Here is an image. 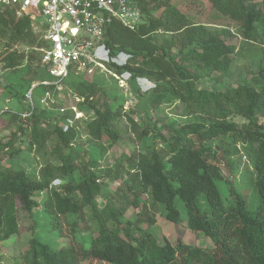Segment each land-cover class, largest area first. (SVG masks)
I'll return each instance as SVG.
<instances>
[{
    "label": "trees",
    "instance_id": "1",
    "mask_svg": "<svg viewBox=\"0 0 264 264\" xmlns=\"http://www.w3.org/2000/svg\"><path fill=\"white\" fill-rule=\"evenodd\" d=\"M207 1L216 18L227 17L237 23L244 41L255 42L264 30V0ZM135 2L142 22L135 30L117 20L107 25L102 40L107 50L104 64L117 75L152 83L144 94L152 117L137 122L123 110V101L110 103V96L94 81L84 78L74 83L82 99L76 105L85 114L80 122L92 139L116 141L113 125L126 117L138 143L137 150L126 158L125 189L117 193L120 205L106 198L98 206L97 196L105 191L103 179L122 177V168L94 169L104 149L96 143L90 152L84 150L86 158L78 162L74 149L79 138L77 120L72 126L61 123L73 117L71 110L51 121V113L40 106L27 117L20 116L21 110H0V116L17 123L11 138L0 141V152L5 151L7 160L31 151L43 156L52 152L57 160H45L36 171L27 173L15 163L3 168L0 156V242L17 234L23 220L29 222L31 231L21 256L23 264H80L87 259L106 264H264V122L259 121L264 117V62L257 67L252 83L217 91L197 89L195 81L203 73L226 71L231 64L239 47L225 39L230 30L193 22L171 0ZM157 29L160 32H155ZM0 31L6 38L0 51L3 68L19 69L24 60L30 68L31 53L13 48L17 43L41 46L29 18L17 17L10 7H0ZM120 54L125 55L121 63L114 60ZM28 88L22 93L13 88L19 102ZM172 101L181 103L184 118L175 127L172 120L165 122L169 134L164 137V126H157L163 121L159 107ZM236 116L243 121L233 120ZM226 138L242 145L250 163L253 197L228 178L236 162L231 156L240 160L241 155L237 149L232 152L219 146L218 140ZM157 139L161 145H156ZM56 179L63 181L54 183ZM140 203H149L150 209L160 211L164 220L173 223H180L183 216L187 227L201 232L211 244L159 241L148 229L154 222L152 213L144 211L148 214L143 219L146 227L139 226L138 215L125 216L129 205ZM17 207L23 212L21 217ZM38 218H43L47 230L58 234L62 220L71 226L73 235L89 232L80 236L76 247L69 243L52 248L35 232ZM79 220L84 221L82 229Z\"/></svg>",
    "mask_w": 264,
    "mask_h": 264
},
{
    "label": "rangeland",
    "instance_id": "2",
    "mask_svg": "<svg viewBox=\"0 0 264 264\" xmlns=\"http://www.w3.org/2000/svg\"><path fill=\"white\" fill-rule=\"evenodd\" d=\"M261 1V0H255ZM171 4L175 5L181 12H183L187 17H189L193 22H202L208 24L211 28L215 27H226L230 30L231 34H225V39L234 43L239 47L237 52H234L231 57V64L229 65L226 71H213L209 74H202L200 78L195 81V85L197 89H207V90H224L230 86L236 85L242 82L252 83L253 78L257 73V67L259 64L264 62V30L261 31V35L255 42H247L241 37L238 33V25L237 23L229 20L227 17L216 18V12L213 7L207 0H171ZM157 10L155 13H158ZM33 27L32 31L34 34L40 39V33L37 29ZM6 38L0 31V51L5 43ZM14 49L19 51H24V53L33 56V59L29 62L30 68L25 67V60L23 61V66L16 70H6L3 68L0 62V80L3 84V92L0 94V110L12 109L13 111L21 110L23 108V100L24 96L21 98L22 101H18V98L13 95V88L15 87V91L22 93L26 88H28V84H33L34 82H40L43 79H50V77L42 71L39 64V52L38 50L32 46H27L24 44H15L13 45ZM105 51L102 50L101 57L105 58ZM114 60L116 62H123L125 60V55L120 54L117 55ZM106 61V60H104ZM106 68V65L103 64ZM107 69V68H106ZM111 71L107 69V71L96 69L92 75H85L83 77V72L78 75L71 74L66 80V85L62 90L54 91L52 93V102H48L49 106L46 109L51 113L50 121L56 118H61L64 111L68 110V107L76 104V97L78 94L74 89V83L82 79H87L94 81L100 87V89L104 90L106 94L110 97H115L116 99L108 98L110 103L116 104L119 101L122 102V108L125 112H128L135 121H148L150 117L153 115V111L146 104L144 99V94L148 92L152 86V83L147 80L138 79L136 81L131 80L129 78H124L126 84L121 87L117 84V81L110 74ZM82 76V77H81ZM27 82V85L25 84ZM139 89V94L135 93ZM43 90L42 86H36L33 90V94L36 97L41 94ZM125 101H128L127 104ZM41 107V106H40ZM47 107V106H46ZM10 109V110H11ZM63 111H61V110ZM181 103L178 101H172L168 103H163L159 107L160 116L163 121L157 123V126L163 125L161 127V133H163L164 137H168L169 129L166 126L165 122L173 121L172 126H176L179 124L177 121L184 117L180 115L181 113ZM72 111V110H71ZM73 112V111H72ZM84 113V112H83ZM85 115V114H84ZM233 120L237 122L243 121L242 118L236 116ZM81 119H77V128L79 130V138L75 142V150L78 153V162L80 159L86 158L85 151L90 152L91 145L96 143L102 146V154L98 158L97 166L94 169H105L106 167H113L117 165L120 168V173L122 177L112 180L110 177H105L103 179L104 189L103 193L97 196V204L100 207L108 199H114L116 205H120L119 197L117 193H120V190L125 189L123 183H125V168L127 167V156L132 153V151H136L138 143H136L134 139V134L132 133V129L130 124L127 122L126 117H121L115 125H113L114 130L117 132V139L114 142H110L109 139L104 137L101 141H96L92 139L84 130L83 123L80 122ZM260 122H264V117H259ZM63 123V120L61 121ZM170 124V123H167ZM49 124H47L48 126ZM64 125V123H63ZM17 123H13V121H9L7 117L0 116V141H8L11 138V133L16 130ZM160 128V127H159ZM53 138V137H52ZM150 139V138H148ZM54 140V138H53ZM49 140L47 143L48 150L51 148ZM156 145H161L160 140H155ZM219 146L222 148H227L230 151H235L237 149L241 155L240 160H236V155L231 156V159H234L236 162L234 164L233 171L231 172L232 176L228 177L232 179L233 183L239 187V189L247 192L249 197H253V193H251V179L250 172L251 169L249 167V162L247 161L246 156L242 152V145L240 143H236L235 145L231 143L229 138L224 140H218ZM214 144V143H213ZM212 144V145H213ZM141 146V143L139 144ZM24 147H26L24 145ZM80 148V150L78 149ZM52 149V148H51ZM85 150V151H84ZM50 151V150H49ZM65 153V150L63 149ZM47 152L46 155L43 156L40 152H24L21 155H18L17 158L12 161L6 159L5 151L0 152L1 156V166L3 168L7 166H20L26 169L27 173H32L36 171L38 165L44 163L45 160L51 163H57V160L53 155ZM97 157V156H96ZM246 163H248V169ZM12 164V165H11ZM223 160L219 163L221 168L223 169ZM223 173L225 174V170L223 169ZM63 180L56 179L54 183H62ZM131 193H129V198H131ZM149 211L152 213L154 217V222L149 225L148 229L153 231L155 237L161 241L163 239H167L170 243L175 244L178 240H181L185 243H190L192 245H208L211 244L209 239L203 236L201 232L190 230L185 222V218L182 216V220L180 223H173L168 220H164L160 214V211H155L154 209H150L149 203L146 205L128 206L125 211L126 217H133L138 215L139 226L146 227L145 221L143 220L146 215L144 211ZM22 211L19 207H17V215L19 217L22 216ZM88 213V212H86ZM82 223L80 224L79 229L83 228L84 221L79 220ZM60 231L59 234L54 231L47 230V226L45 225L43 218H38L37 226L35 229L36 233H41L44 239L52 246L58 247L63 246L69 243H72L75 247L79 245L80 236L84 235V233L89 231L81 230L78 232V236L73 235L74 233L71 230V226L62 220L60 223ZM29 222L27 221H19V230L17 234L8 238L5 241L0 242V258L2 264H23L21 256L25 251L28 239L30 238L31 231L28 228ZM17 260V261H16ZM80 264H106L103 261L96 259H87L82 260Z\"/></svg>",
    "mask_w": 264,
    "mask_h": 264
},
{
    "label": "built area",
    "instance_id": "3",
    "mask_svg": "<svg viewBox=\"0 0 264 264\" xmlns=\"http://www.w3.org/2000/svg\"><path fill=\"white\" fill-rule=\"evenodd\" d=\"M0 7L12 8L17 17H28L32 28L39 31L41 46L36 47L39 64L50 77L34 82L24 93L23 108L19 112L21 117L29 116L36 106L48 108L52 93L64 88L69 75L81 72L92 75L96 69L107 71L103 65L107 60V50L102 40L112 20L131 30L142 22L135 0H0ZM102 50H106L104 59L101 57ZM110 74L119 86L126 84L125 76ZM36 86H42L43 90L35 97L33 90ZM2 92L0 80V94ZM80 100L76 97V102ZM68 110L73 111V117L63 119L65 127L85 118L76 104L69 106Z\"/></svg>",
    "mask_w": 264,
    "mask_h": 264
}]
</instances>
